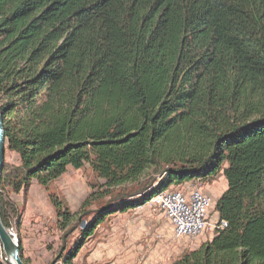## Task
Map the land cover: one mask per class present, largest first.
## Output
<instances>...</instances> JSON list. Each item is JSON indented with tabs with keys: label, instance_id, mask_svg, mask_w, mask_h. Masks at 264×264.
Returning <instances> with one entry per match:
<instances>
[{
	"label": "trees",
	"instance_id": "1",
	"mask_svg": "<svg viewBox=\"0 0 264 264\" xmlns=\"http://www.w3.org/2000/svg\"><path fill=\"white\" fill-rule=\"evenodd\" d=\"M0 108L19 157L3 169L7 228L24 215L11 190L26 201L86 163L105 180L77 212L50 194V264H76L111 216L220 173L228 226L171 264H264V0H0Z\"/></svg>",
	"mask_w": 264,
	"mask_h": 264
},
{
	"label": "rangeland",
	"instance_id": "2",
	"mask_svg": "<svg viewBox=\"0 0 264 264\" xmlns=\"http://www.w3.org/2000/svg\"><path fill=\"white\" fill-rule=\"evenodd\" d=\"M6 161L10 164H18L19 157L7 149ZM104 182V179L94 173L90 164L86 163L82 169H69L48 188L34 180L26 201L23 192L16 194L11 190L8 193L10 199L18 204L21 210H24L21 224L18 225L14 221L10 230L17 236L18 242L22 241L23 254L30 264H50L61 243V231L57 225L56 212L50 200V194H55L65 206L77 212L91 193L103 191ZM215 185L220 190L223 186L227 187V182L216 176L214 179L207 180L203 188H211ZM107 199L108 197L94 202L91 209H96ZM107 228L114 229L113 233L105 234ZM210 233L205 232L208 238ZM213 234L215 231L211 233L212 236ZM200 236L177 237L168 217L159 206L152 203L142 208L137 214L135 212L119 213L107 219L99 227L96 235L81 250L76 264L90 261L95 255L97 245L108 243L105 240L106 237H111V257L117 264H171L185 252L194 250V243L201 239Z\"/></svg>",
	"mask_w": 264,
	"mask_h": 264
},
{
	"label": "built area",
	"instance_id": "3",
	"mask_svg": "<svg viewBox=\"0 0 264 264\" xmlns=\"http://www.w3.org/2000/svg\"><path fill=\"white\" fill-rule=\"evenodd\" d=\"M189 194L179 189H168L155 196L151 203L160 207L168 217L177 237H199L208 230L228 226L226 221L214 219L213 199L196 184ZM86 221L82 226L85 227ZM15 238L17 236L14 234Z\"/></svg>",
	"mask_w": 264,
	"mask_h": 264
},
{
	"label": "crops",
	"instance_id": "4",
	"mask_svg": "<svg viewBox=\"0 0 264 264\" xmlns=\"http://www.w3.org/2000/svg\"><path fill=\"white\" fill-rule=\"evenodd\" d=\"M217 177H219V179L221 178L222 180H224V179L226 180L223 173H220L219 175H217ZM205 182L206 181H203V180H193V181H188L185 183L173 185V187H175L176 189H179V190H183L189 194L190 192H192V190L194 188L193 187L194 184H196L199 187L201 186L202 188L200 187V189H202L204 192H206L207 194H209L212 197L213 202H214V207H216L217 200L220 198V196L223 194V192L226 190L227 187L223 186L220 188V190H218L219 188L217 185H215L211 188H205V187L203 188V185H205ZM226 182H227V180H226ZM151 204L152 203L150 202L143 207H139L136 209L129 210L123 214L129 213V212H135V214H137L142 208L148 207ZM116 215H118V214H116ZM213 216H214V219L219 218L218 212L215 211ZM112 230H114V229L107 228L105 234H108V235L112 234L113 233ZM101 231H103V229ZM207 232L214 233V231H212V230H208ZM211 233L209 234L211 236V237L209 236V238H208V235H206L205 233H204L205 235L200 236L201 239H198L194 243V249H197L199 247L200 243L206 242L207 240H211L212 237H214V235H215V234H213V236H212ZM111 237H112V235H111ZM111 237H106L105 240L108 242L107 244L99 243L97 245L95 255L91 257V260L89 259L90 261H87L88 264H117V262L113 261V259L111 257L112 256V252L110 251V244H111L110 238Z\"/></svg>",
	"mask_w": 264,
	"mask_h": 264
},
{
	"label": "water",
	"instance_id": "5",
	"mask_svg": "<svg viewBox=\"0 0 264 264\" xmlns=\"http://www.w3.org/2000/svg\"><path fill=\"white\" fill-rule=\"evenodd\" d=\"M7 145L8 143L5 135V119L0 108V192L3 169L6 160ZM0 242L3 245V249L6 254V260L10 264H26L22 259L18 240L15 238L14 233L4 225L1 215Z\"/></svg>",
	"mask_w": 264,
	"mask_h": 264
}]
</instances>
